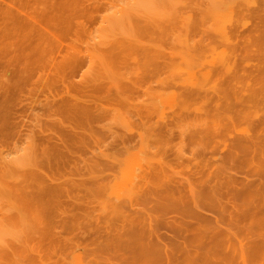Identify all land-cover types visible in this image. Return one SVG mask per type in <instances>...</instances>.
Instances as JSON below:
<instances>
[{
	"label": "bare ground",
	"instance_id": "1",
	"mask_svg": "<svg viewBox=\"0 0 264 264\" xmlns=\"http://www.w3.org/2000/svg\"><path fill=\"white\" fill-rule=\"evenodd\" d=\"M157 1L150 0L151 3L148 2L149 5L158 3L153 5L156 7L155 9H153L154 7L151 5L150 8L145 0H126L125 2L113 3L108 8L109 10L111 9L110 12L108 10L105 15H101L99 20L100 25L96 33L92 35L88 34L87 38L90 37V39L96 41L95 43L96 45L99 44L97 45L99 48H109V50L106 49V52L102 50L103 54L104 52L107 54L112 51V55H114L115 50H120L121 53V49L126 52H134V54L131 52V55L127 53L129 56H124L123 52L121 55L126 57L124 59L132 56V54L135 57L140 56L139 58L137 57V59L130 57L132 60H135V63H140L133 65H136L138 68L141 66L143 70L141 68L138 70L136 69L138 72H140V70L146 72L143 74L144 76H142L145 78L144 80L142 79L144 83L145 81L146 83L150 80H152L151 82L154 81V85H150L152 91L150 88H145L143 93L141 88L142 85L140 87L138 82H134L139 76L138 73H135L136 66L134 67V73L137 75V77H135L136 79L129 73L128 74L133 77H131V81L133 79V82L137 85L126 80L127 77H129L126 75L127 73H124L126 78L123 74L125 80H123L124 78L121 75L123 72L118 74V72L116 73L113 71V73H116V75L118 74V76H113L114 74L111 71L107 73L105 70L108 71L111 67L109 68L108 63L103 61L104 57L102 58L101 55H98V57L97 55L91 56L93 59H91L92 63L96 62L100 65L95 67H100L101 69H99L101 72L103 70L102 73L109 74L105 75L108 76L109 83H115L113 86L111 83L109 84L107 82L108 86H116L115 88H117L121 82L123 84L124 81H128L132 84H130V86H138V90L141 88L143 95L149 94L147 97L145 96L144 102L142 101L143 104L141 101L137 103L138 101L135 102L132 98L128 99L129 96L127 92H132V89L129 91L127 85L126 87L128 89H125L126 87L124 84V87L120 85V89L123 92H119L120 89L117 88L118 94L115 92L117 89L106 87L109 90L111 89V91L114 90L113 93L118 95L116 98L118 97L120 102L122 97V102H126L125 99H128L126 103H132L131 105L133 108H138L141 111L143 109L148 114L144 112L146 114L144 116L142 113L143 117L141 116L142 114H139L141 111L137 109L139 112L137 111L135 113L141 116V119L145 118L149 120L153 115V118L155 117L154 119H156L157 122L162 120L161 123L163 125L165 124V122H163L164 115L161 114L164 111L166 112V108H169L168 104L175 107L174 110H172V106L169 108V110L174 112V115L169 114L168 120H164L167 124H165L164 130L162 129L163 126H160L161 131L158 129L159 126H156L157 128L144 126L146 125V121H140V124L138 123L139 129L137 126L134 132L135 135L137 134V138L140 136L143 137H140V139L138 138V142L143 141L144 143L140 142L138 144L140 147L138 146L133 149V151L137 150L136 153L130 148H125V151L127 150L128 152L124 154L131 152L127 155L129 157L126 164L124 160L127 159H125L127 156L125 155L123 160L120 158L122 160L121 162L116 159L117 157H114L115 159L113 157L111 158L113 159L112 163H114L115 160L120 162V168L118 165L117 169L119 170L116 171L118 173L112 174V177L108 179L102 178V180L105 181H102L99 186L95 187L96 189H92L93 193H99L97 190L103 187L102 190L104 189V192H101V194L107 193V199L104 198L106 195L103 197L105 200L99 198L101 205L106 203L105 206H102V208L105 207V209H103L104 211H108L110 208L109 212H105L107 223L103 227L95 226L90 230H84L82 228L76 229V227L80 225L77 215H65V217L62 216V218L56 220V216L59 215L55 210L50 211L49 215L43 220L42 212L45 211V207H40L37 210L35 218H33L31 222L25 219L22 214L17 213L18 219L16 221H19L20 225L30 228V230L41 223L43 225L38 237L39 244L35 246L32 256L30 257L26 251L17 253L15 262L22 263L26 260H34L41 264H264V0ZM82 2L83 1L80 2V0H42V4L39 3L41 4V7H39L41 9V17L45 21L60 20L68 22L73 19L75 21V18L79 20L78 18L85 12L84 9L86 8L84 3V6L82 5ZM22 5V0H0L1 38L6 36L4 30L8 26H13L10 29L15 28L14 24L18 18L17 14L9 11L7 6L20 7ZM39 8L37 9L40 11ZM85 15H88V13H85ZM77 16L79 17L77 18ZM81 22L79 21V23ZM41 35L44 36V34H39V37ZM98 51L100 50L98 49ZM117 52L119 51H116V53ZM98 58H100V60ZM104 67L107 68L104 70ZM149 69L150 71L152 69V71L150 72ZM144 70H148L150 73L154 72V70L156 71L153 75ZM98 72H96V75ZM99 74V77L104 75L101 73ZM119 75H121V79ZM141 75L142 72L140 73V76ZM147 76L148 78H146ZM142 77H140V79ZM113 78H116V80L118 78V82H115ZM128 79L130 80V78ZM93 80H95V78ZM93 80H89L87 85H93L95 83L92 82ZM157 81L158 87L155 85ZM90 82L93 84L90 85ZM94 85L95 86H91V88L94 87L95 89V87L98 86L96 83ZM101 87L102 86H100V88ZM161 87H163L162 90H154ZM98 88L96 87V89ZM168 89H170V91ZM164 90L166 92H164ZM153 91H155L156 94H154L155 92ZM145 92L150 93L145 94ZM122 93L124 96H122ZM119 95L121 97H119ZM125 96L128 98H125ZM146 98H148V100H146ZM75 101H71L72 103L74 102L73 104L71 102L67 103V105L72 104L68 106L73 114L77 116L81 115V117L85 115V118L86 116H94L95 110L93 108L94 111L90 108V111L86 109L87 104H85L84 100H80L81 102L83 101L82 103L78 100V102ZM145 101L148 103L145 104ZM83 103L85 104L84 107L81 106ZM141 103L143 105H141ZM148 104L151 105L152 108H150ZM165 105L167 106L164 107ZM141 106L144 107L142 108ZM159 107L162 111H158ZM111 108L109 107V109L113 111V114L110 113L111 117L118 114L116 115L117 117L122 116V120H118L120 123H123V127L125 126L128 128L130 125L132 126L128 121L129 115L126 112L124 113V111L122 112L120 109L115 112V109L113 110V107ZM156 108L157 110H155ZM109 109L107 110L110 111ZM107 110L103 111V115L99 112L100 115L104 116L107 112L105 114L107 116ZM134 110L136 111V109ZM147 111L150 112V114ZM117 112H121V115ZM123 113L127 116H124ZM160 116H162V118ZM92 117L90 119H92ZM169 119L176 121L172 122V124ZM142 122L144 125H141ZM126 123H128L129 126ZM174 125H178L180 130L177 129L178 126L176 127ZM131 126L127 130L131 129ZM140 126L144 127V129ZM173 127L177 129V131L179 130V132L181 131V133H183V135L180 133V137L188 138L194 146L199 145L200 140L203 138L211 139V137H208L210 135L213 136L216 134L214 135L215 137H217L218 133H223L221 137L226 133L232 135L231 138L229 136L230 139L228 136L225 137L228 138L227 140H229V142L225 144L228 150L226 147L224 158L220 156L217 157V159L219 158L218 160L215 159L216 161L207 160L203 162V160H199L198 156L196 157L198 161L193 169V176L195 175L193 178L194 180L192 179L193 183H189L192 182L190 179H187V182L189 181L188 185L191 184L189 185L190 187L188 185L185 186V184H187L186 180H184L185 184L183 183L185 192L190 188L189 193H191L190 195L192 197L189 196L188 192H186L188 195L182 192L184 188L182 191L179 190L185 195L183 199L184 202L182 200L184 196H181L178 192L177 195L181 197H177L174 191L172 192L176 180L170 178L172 179V181H170L169 178H166L170 177L167 172L169 173L171 164L166 158L160 159L166 148L164 149L163 147L164 142H162V144L160 143L162 140H160L159 133L162 132V130L166 132L168 129L172 131ZM140 128L142 131L147 129L146 132L148 134L151 133V136H154L155 133L158 132L156 136L158 135L157 139L159 138V140L156 141V136H152L153 139L150 137L152 140L149 141L150 135L147 136L145 134L146 132H142ZM129 131H133V129ZM200 135H202L203 138L201 137L199 140ZM190 137L192 139H190ZM192 140H195V143ZM145 141H147V143H145ZM196 142L199 143L197 144ZM157 143L160 144L159 147L162 145L157 149V151L159 150L158 153L161 155L156 152V148H158ZM149 144L151 149L147 148ZM152 144L157 147H152ZM152 148H154V150H152ZM140 149H142L141 151L144 150V154L139 151ZM146 149H149V151H145ZM160 149L162 150L160 151ZM150 150L154 153L153 155ZM211 150L212 154H214V150ZM146 152L150 153L147 154ZM163 159L167 162L162 161ZM8 162L20 166L31 165L28 161L19 163L18 161L9 160ZM229 164L236 167L231 166V168H229ZM226 168L230 170L229 173H227L228 170L226 171ZM233 169L236 170L233 172ZM224 170L226 172H224ZM235 172H239L238 174L240 176L235 174ZM221 173H225L226 176L220 175ZM226 173L228 176L229 174H233L232 177L235 175L239 177H233V179L235 178L236 180L229 179L231 175L228 178ZM113 175H115L116 178L113 177ZM220 177H224L226 180ZM219 178L221 181L223 180L224 183L219 181ZM94 181L93 184L95 183ZM104 182L107 183L105 184ZM166 182L169 183L167 184ZM234 183H237V187L234 186L237 188L236 190L233 187ZM170 184L173 186L171 187ZM230 184L232 185L231 187ZM105 185L107 186L105 187ZM166 185L170 186V188H167ZM35 186L40 195L49 202L52 207L60 204L57 198L66 192V190L58 188L47 189L38 182L35 183ZM165 186L169 190L164 188ZM221 186L222 188L225 187V191L226 187L229 186L228 189L230 188V191L227 190L226 192L229 191L230 195L228 193L226 194L230 197H232L231 193L234 192L232 202L230 200L231 203H229V199L226 196L228 200V202H226L230 204L229 206L228 204L224 205L225 203L223 204L220 202L221 197L219 191L222 190L220 188ZM0 187L4 190L9 189L8 185L1 182ZM187 187L188 189H186ZM232 187L233 189H231ZM81 188L90 190L86 186H81ZM19 190L20 188H17L16 192ZM102 190L100 189V191ZM231 190L235 191L231 192ZM165 191H170L172 194L169 192V196H167L165 195L167 194ZM218 192L219 194L217 195ZM173 193L175 195H173ZM153 194H155V197H152ZM170 195L174 196L169 199V201L174 200L172 201L173 206L176 204L178 207L180 204L181 208L185 206L184 208L187 209L196 206L198 209L201 208L204 212L207 208L204 209L205 207H202V205L204 206L212 202V204H215L213 207L216 208V210H213L214 208L211 207L212 205L210 204L211 206L207 205L208 208L210 207V209L207 210L211 212L206 210L207 212L205 213H197L196 211L190 213V210L189 213L186 212L188 215L190 214V216H188L186 213L180 211L182 215L184 214L186 219H189L187 220V224L186 219L183 221L184 217L181 213L177 215L176 211L173 210L175 213H173L174 218L177 216L179 218L180 215L182 216V220H180L181 218H177V221L174 219L181 225L179 226L180 229L177 226L178 224H175L174 220H169L168 223H164L170 227V229H168V227L165 229L166 226L164 225V227L163 224L160 223L164 217L162 216L163 212L165 214L167 210L165 211V208H163V211L160 210V208L162 209V207H165L167 202L164 203L165 201H161V199L166 200L164 198H169ZM186 195L191 201L195 200L193 201L196 202L195 205H193L194 203L192 207L185 205L187 201H190H186ZM199 196L202 199H198ZM218 196L220 199L216 198ZM106 200H109L110 203L106 202ZM153 200L158 203L163 202V204H161L163 206L160 207L161 205H158L156 202L154 203ZM149 201L153 202L150 203ZM175 201L178 204L175 203ZM200 201L201 204L203 202L204 204H200L201 207L199 208L196 204ZM148 202L149 205L147 207L145 203L148 204ZM180 202L183 203V206H181L182 203ZM138 203L141 206H137ZM153 203L160 208L158 209L157 206H151V208H149L150 204ZM131 205L138 207V209ZM128 206L137 211L125 212L126 208L128 210ZM139 207H142V210L144 207V211H140L141 208L139 209ZM154 207L155 214H153V210L150 211L152 208L154 209ZM168 207L170 208L171 206L168 204ZM147 208L153 215L148 213V210L146 211ZM156 208L158 212L159 210L162 211L160 213L161 215L156 211ZM166 213L172 212L167 211ZM185 214L187 216H185ZM4 216L8 215L5 214ZM154 217L155 219H159L158 221L156 220V224H152V221L155 220L153 219ZM178 220H180V222L182 221V224L186 226H182ZM170 221L174 222L172 226H169ZM174 225L178 227L176 234L178 239L173 240L178 242L171 241L173 236L170 235L176 232L175 230L172 232L173 229H175L173 228ZM160 227H164L165 229L161 230L162 233L159 232L161 229ZM68 229L69 231H67ZM170 230L172 232H170L171 234L168 232ZM178 230L179 232L181 231V234ZM86 231H89V237L84 236ZM65 232H69L73 234V236H64ZM160 234L161 236H169L171 240L163 236L161 240L160 238L162 237H159ZM2 235L3 234L0 235V262L2 259H5L4 257L8 256ZM6 235H9L10 238H17V234L13 232L4 234V237ZM164 239L170 240V242L165 240L167 243H163ZM179 239H181V241H179ZM11 262H13V259Z\"/></svg>",
	"mask_w": 264,
	"mask_h": 264
},
{
	"label": "rangeland",
	"instance_id": "2",
	"mask_svg": "<svg viewBox=\"0 0 264 264\" xmlns=\"http://www.w3.org/2000/svg\"><path fill=\"white\" fill-rule=\"evenodd\" d=\"M81 1H83L82 5L84 6L85 4V7H86L84 9L85 12L82 13V15L83 14L85 15V13L86 14L88 13V15H85V18H84V15L83 17L82 15H80V17L77 16V18L79 17L78 18L79 20L75 18V21H77L78 23L75 22L74 19L68 22H64L60 20H55V21L43 20L41 17V13H40L41 9L39 8L41 7L42 0H22L23 5L20 7L19 6H13V7L7 6L8 10L11 11L12 13L17 14L18 18L14 24L15 30L10 29L11 27H13L12 25H10L4 30V32L6 33V36L2 38L0 37V182L8 185L9 187L8 190H4L2 189V187H0V235L3 234L2 239L5 244L6 251L8 253V256L4 257L5 259H2L0 264H41L34 260L33 261L26 260L22 263L15 262V259L17 258V253H20V252L23 253V251L24 252L26 251V253H28L30 257L32 256L35 246L39 244L38 237L40 235L42 225H43L41 223L38 226L30 230V228L24 227L23 225H20L19 221H16L18 219L16 215L17 213L22 214L25 219L31 222L33 218H35V214L37 210L40 207L41 208L45 207V211L42 212L43 220L45 219L46 216L49 215L50 211L55 210V212L59 215V216H56L55 218L56 220H59L60 218H62V216L65 217V215H77V217L79 218L80 225H78L76 229L82 228L84 230H90L92 227L94 228L95 226L103 227L107 223L105 212H109L110 208L108 207L109 208L108 211H104L103 209H105V207L102 208V206L103 205L105 206L106 203L103 204L105 202L104 201L102 203L103 205H101L99 198L107 199V195H106L107 193L105 192V194L104 193L103 195L101 194V192H104L103 191L104 189L102 190L103 187L100 188L102 191H100V189L97 190V192L99 191V193H93L92 189L93 188L96 189L95 187L99 186L102 181H105V180H102V178L108 179L112 177L111 176L112 174L118 173L116 172L119 170L117 169V167L119 165V168H120L119 163L123 160L124 155L127 156L128 154L131 153L130 152L128 154H124L128 152L127 150L125 151V148H130L133 151V149L139 146L138 144L140 142L144 143L143 141L138 142V138L140 139V137L142 136L137 138V134L135 135V132H134V129L138 126V123L140 121H144V122L146 121L145 123L146 125H144L143 122L141 123V125L143 124L144 126H149V127L152 126V128L159 126L158 129L159 131H161L160 126H163V128L162 127L161 128L164 130L165 128L164 126L165 124H167V122L164 120L169 118L170 115H174V112L169 110V108H171L170 106H172L173 108L172 110H174L175 107H173V105L171 104H168L169 108H166L167 110L163 109V110H166V112L164 111L163 112L164 114L161 112L162 113L161 115H164L163 117V122H165L164 125L161 123L162 120L161 121L159 120V122H157L156 119H154L155 117L153 118V115H152L153 110L151 114L152 118H150L149 120L145 118L141 119L140 117L143 116V114L144 116L147 114L142 109L144 106H141L142 107L141 109L143 111L142 112L138 108H133V106L131 105L132 103H126V102L128 99H131V98L132 100L134 99L135 102L138 101L137 103H139V101L144 102L145 96L147 97V95L149 94L143 95L142 92L144 91L145 88L151 89L150 85H154L153 83L154 81L151 82L152 80H150L149 82L151 83L149 82L146 83V81L144 83L143 80L145 78H143L142 76H144L143 74L146 72H143L141 70L140 72L137 71L139 68H141L140 65H139L140 66L139 68L135 65L137 67L135 68V73H138L139 76L137 77V75H135L134 73L135 66L133 64H140V63L139 62L135 63V60H132V58L137 59L138 56L135 57L133 55L134 52L132 51L126 52L124 50L126 53L125 54L123 49L121 50L124 56H129V54L132 52L133 54L132 56H130L132 58L127 57V59H124L126 57L121 55L122 52L120 53V50H115V52L113 51L116 55L114 53H113L114 55H112V51L110 52L108 51L109 53H107L108 54L107 55L105 54V52L107 51L106 49L109 50V48L107 47L99 48L97 46L99 44L96 45L95 43L96 41H93L92 39H90L89 36H88L89 38H87L88 34L92 35L96 33V30L98 29L100 25L99 20L101 18V15L103 16L105 15V13H107L110 5H112L115 2H125L126 0H80V2ZM145 1L147 4L148 2H150V0L149 1L145 0ZM37 4H39L40 6ZM156 4L154 3L150 5L154 7L153 5H156ZM150 5L149 7L151 8ZM37 8H39L40 11ZM155 8L156 7H154L153 9ZM79 21L80 22L83 21V22L79 23ZM39 34H44V36L41 35L39 37ZM97 48L101 52L98 51ZM102 50L105 51L104 54ZM116 51H119L117 52L119 54H117ZM127 53L129 54L127 55ZM94 55H97V57L98 55H101L102 58L104 57V60L103 59L102 60L108 63L109 68L111 67L113 69L112 70L110 68L111 70L108 69L107 71L105 69L108 66L106 68L104 67V70L107 73H109V71H111L112 73L113 71H115L116 73L118 72V74L123 72L121 74L123 78L125 76L124 73H127L126 75H128L129 77H127L126 80L132 82V84H136L134 82H138V85L140 87L142 85L141 87L142 92H141V88H139L138 90V86L137 87L130 86L131 84L130 82L127 81L128 82L127 83L126 81H124L123 84L125 85V87L127 85V87L129 88V91L132 89V92L128 93L127 92L128 90H127L126 92L129 98L126 97L127 95L125 93L126 95L125 98H128V99L127 100L125 99L126 102H122L123 101V97H122L121 99L122 103H121L119 101L120 99L118 97L116 98V96H118L117 94L122 91L120 89V85L122 87H124V85L122 84V82L120 85H118L119 87L117 88L120 89L119 92H118V89L115 88L116 86L113 87L114 86L113 84L115 83L112 84L110 82L111 85L113 86L112 87L111 85L108 86L107 85V82L109 83L108 76H105L107 73H102L103 70L101 72L100 67H99L100 69L98 67H95V66H100L98 65V63L95 62L97 60L94 61L97 65L95 63H92L93 59L91 56H94ZM98 59L100 60V58ZM98 62H101V61H98ZM144 71L148 72V70H144ZM155 71L156 70H154V72ZM96 72H98V74L101 73L102 75L103 74L104 75L99 77L98 74L96 75ZM141 72H142V75L140 76ZM150 72L148 73L154 75V72L152 73ZM116 73L115 74L113 73L114 74L113 76H115ZM128 73L132 75L134 78L137 77V79L135 78L136 80H134V82H133V79L131 81L132 76H130ZM118 74L116 76H118ZM121 75H119L120 79H121ZM140 77L142 78L140 79ZM94 78L95 80H93ZM125 78L123 80H125ZM128 78H130V80ZM146 78H148V76ZM89 80L90 81L93 80L92 82L93 83L95 82L96 85L99 86V88L98 86H96L98 89H96L95 87L96 90L94 89V87L91 88V86H95L94 85L95 83L93 84L92 82H90V85L91 84L93 85L91 86L87 85ZM113 80L116 82L119 79L117 78L116 80V78L115 79L113 78ZM157 84H158V81L156 82L155 85L157 86ZM100 86H102L101 87L102 89L100 88ZM106 87L111 88V89L112 88L117 89V91H115L117 92V94L113 93L114 90L111 91V89L109 90ZM127 87L125 89H128ZM162 88L163 87L154 89V90L159 91V89L162 90ZM125 89H124V92H125ZM168 90L170 91V89ZM164 92L166 91L164 90ZM146 93H150V92H145V94ZM154 94H156V92ZM120 95L119 97H121ZM122 96H124V94ZM72 100L74 101L84 100L85 104H87L86 109L89 110L90 108L92 111L95 110L94 116L92 117L90 115L92 119H90L91 117H87V116L85 118V115L84 117H81V115L77 116L73 114L72 110L68 106V105L71 106L74 103V102L73 103L71 102ZM146 100H148V98H146ZM69 102H71L72 104L67 105V103ZM142 103L141 105L144 104ZM147 103L148 102L145 101V104ZM85 104L83 103L81 106L84 107ZM149 106L150 108H152L151 105ZM166 106L167 105H165L164 107ZM109 107L110 108L113 107V110L115 109V112L118 109H120L122 112L124 111V113L126 112L130 117V118L128 117L129 119L128 121L132 124V126L131 125L130 126H131V129H133V131H129L131 129L127 130L130 127L128 123H126L129 126V127L127 126L128 128H126L125 126L123 127L122 125L123 123H120V121L122 120L121 118L122 116L117 117L116 115L118 114H115L114 115L115 118L111 117V114H113V111L111 110L112 108L109 109ZM105 108L109 109L110 111H108ZM159 108H158V111L159 110L162 111L161 108L160 109ZM104 109L108 111L109 116L105 115L107 112L106 113L104 112L105 113L104 116L100 115L99 112H101V114L103 115V111H105ZM134 109H136V111ZM137 109L141 111L139 114L143 113L141 116L135 113L138 111ZM155 110H157V108ZM92 113H89V114H92ZM117 113L120 114L121 112H117ZM148 113L150 114V112ZM124 116H127V115L124 114ZM160 117L162 118V116ZM172 119L171 120L169 119L171 123L176 121ZM174 126L177 127L178 125H174ZM142 128L144 129V127ZM138 129H139V126H138ZM170 129L166 130V132L162 130V132L159 133L160 140H162L160 141V143L162 144V142H164L163 147L164 149L166 148V150L164 151V154L162 153L163 155L161 156L160 159L166 158V160H168L169 163L171 164L170 168L167 166L170 169V170L168 169L169 173L167 172V174H169L170 177H166V178H169V179L172 178L173 180H176V182L174 181L176 188L175 186L170 184L171 187L173 186V190L172 188L171 190L172 192L174 191L177 197L180 196V195L179 196L177 195L178 192L179 194H181V196H184L182 198L183 200L185 198V195H183L180 191H182L184 188V191H182L184 193L185 186L188 185V182H189V181L187 182V179L188 180L190 179V181H192V179L195 176V175L193 176L194 174L193 169L198 161L196 157L198 156L199 160H203V162H206L207 160H215L217 159V157H220V156L224 158L225 157L224 154L226 153L225 151L227 147V145L225 147V144L226 143L228 144L229 140L227 139L229 138V136L231 138L232 135L226 133L227 135L224 134L225 136L223 135V137H221L223 133L222 134L218 133L217 137L214 136L216 134H214L213 136L212 135L208 136V137H211V139L203 138L202 135H200L199 140L201 139V137L203 139L200 140V143L198 142L199 145L194 146L191 140H189L186 137L183 138L182 136L181 137L179 136L181 133V131L179 132L180 130L179 126L177 127V129H179L178 131L177 129H174V127L172 131H170ZM140 130L142 131L141 128ZM146 130L142 132H146ZM156 133L154 136H156ZM145 134L147 136L150 135L148 139L149 141H151L154 137L153 135H152L153 137L151 136V133L148 134L146 132ZM181 135H183V133H181ZM157 136L155 139H157ZM226 136H228V138H225ZM150 137H152V139ZM190 139L192 138L190 137ZM158 140L159 138L156 141ZM195 140L194 141L192 140V141L195 143ZM147 141H145V143H147ZM150 144L147 147L149 149H151ZM153 144H152V147L155 146L156 148L157 146L156 145L153 146ZM164 144L166 147L164 146ZM157 145H158V148H156V152L158 153L159 150L157 151V149H159L162 145L160 147H159L160 144L157 143ZM149 149H146L145 151L147 150L149 151ZM211 149L214 150L215 152L214 154H212ZM141 150L142 149H140L139 151ZM152 150H154V148H152ZM161 150L162 149H160V151ZM227 150H228V147H227ZM136 151H133V152L136 153ZM143 151H141L142 154H144ZM150 152L152 153V155L154 154L151 150ZM150 152L148 153L146 152V153L149 154ZM112 157L113 158L117 157L116 159H118V161L120 162L115 160L116 162L114 161V163H112L113 161V159H111ZM128 157L129 156L125 157V159L127 158L126 160H124L126 161L125 164L128 161ZM120 158H122V160ZM9 160L18 161L19 163L23 161H28L31 165L30 166H20V165L10 164V162H8ZM162 161L167 162L164 159ZM231 166L233 165H230L229 168H231ZM233 167H236V166H233ZM236 169H233V172ZM227 170L228 169L226 168V171ZM226 171L224 170V172ZM229 172L230 170H228L227 173ZM238 173L239 172L237 173L235 172V174H238ZM220 175L224 177L226 176L225 173H221ZM230 175L232 177L233 174H229V176ZM238 175H235V176L238 178L240 176ZM229 176L227 174L228 178ZM113 177H115V175H113ZM224 177H220V178L223 179ZM231 177L229 179H233V177L232 178ZM220 178H219V181H221ZM172 179H170V181H172ZM184 180H186L187 184L184 183ZM224 180L226 179L224 178ZM233 180H236V179L234 178ZM93 181L95 182L94 184H93ZM179 181H182V182H179ZM36 182L40 183L41 186L47 189L58 188V189L66 190V192H64L62 196L57 198L59 199L60 204L54 205L52 207L51 204L47 202L38 192V189L35 186ZM221 182L224 183L223 180ZM183 183L185 184V186ZM189 183L192 184L193 181ZM234 184H233V187L234 186L237 187L236 185L237 183L235 185ZM81 186H86L90 190H85V188H81ZM106 186L107 185H105V187ZM166 186L167 188L168 187L170 188V186L168 185ZM166 186L164 188H166ZM231 186L232 185L230 184V187ZM228 187H226V191L227 190L230 191V188L228 189ZM233 187L231 189H233ZM17 188H20L18 192H16ZM220 188L222 189L221 191H219L220 197H221L220 202L223 204L225 203L224 205H227L228 204L227 203L228 200L226 199V196H227V198L229 199V203H231L233 199V193H234L233 191H235L237 188L234 187L235 190H231V192H233L231 193L232 197L228 196L230 192L229 191L226 192L224 189L225 187L222 188L221 186ZM186 189H188V187ZM21 190H22V193H21ZM189 190H186V192L189 193ZM217 190H220V189H217ZM165 192H167V194L165 195L169 196L168 194L170 191L169 192L165 191ZM172 192L170 193L172 194ZM186 192L184 194L188 195V193ZM219 192L217 193V195L219 194ZM174 193L173 195H175ZM190 194L191 193H189V196H191ZM105 195L106 197H104ZM154 195L155 194H153L152 197ZM173 195H170L169 198L165 197L164 199L166 200L161 199V201H165L164 203L167 202L166 203L167 208H166V205L165 207H162L163 205L161 204H163V202L158 203L154 200H153L154 203L156 202L158 203V205H161L160 207H162V209L158 205H155L154 203H153L154 205L150 204V207H149L151 208V206H157V208L158 209L160 208V210H163V208H165V211L167 210L168 212L170 211L172 212L168 214L166 213L167 211L165 212V214L163 212L164 215L162 214V216H164L163 217L164 222L161 216L162 220L160 224H163V226L165 225L166 226V227L164 226L165 229H167L168 226L164 223H168L169 220H174V219L176 220L178 218V216L174 218L175 213L173 210L176 211L177 215H179L181 212L189 213L190 210H191L190 213L195 212V211L197 213L198 212L205 213L207 211L211 212L210 210H207V209H210V207L208 208L207 205L209 206L212 205L211 207L215 205V204H212L211 202V203L205 204L206 206L205 205L203 206L202 205L204 204L203 202L204 199H203L202 204H201V201L198 203L199 205L196 204L199 208L201 207V205L202 207H205L204 209L207 208L206 209L207 211L204 210L203 212L201 208L198 209L196 206H193L196 203V202H193L195 200L191 201L189 197H187L186 195V201L190 200L192 203L190 201H187V204L185 203V205L189 207L193 206V208L188 207L189 209H187V208H184L185 207L184 206L183 207L184 209H183L180 207V204L178 207L176 206V204H174L176 207L173 206L172 201L174 200L169 201V199H171ZM220 197L218 196L216 198L220 199ZM198 199H202V198H200L199 196ZM106 202L110 203L109 200H106ZM149 202L148 204L145 203L147 207L149 205ZM177 202L175 201V203ZM205 202H206V199H205ZM168 204L169 206H171L170 208L168 207ZM229 205L230 204H228V206ZM137 206H141V205L138 203ZM181 206H183V203L181 204ZM128 207L130 208V206ZM132 207L130 209L128 208V210L126 208L125 212L137 211V210H134ZM134 208L138 209V207H134ZM157 208H156V211L158 212ZM168 208L169 210L170 209L171 210L169 211ZM139 209L141 211L142 207H139ZM226 209H227V206H226ZM147 210L148 208L146 209V211ZM154 210H155V207L154 209L152 208L150 211H152L153 214H155ZM160 210L158 212L159 215H161L160 213L162 212ZM213 210H216V208H214ZM142 211H144V207ZM147 212L150 213L149 210ZM5 214H7L8 216H4ZM186 214L185 216L188 215ZM206 214H209V213H206ZM180 216L178 219L181 218L180 220H182V216L184 217V214L181 217ZM188 216H190V214ZM153 219H155V217ZM184 219L186 218L184 217L183 221H185ZM156 220L158 221L159 219L156 218L154 220L155 222L152 221L153 222L152 224H156ZM175 220H174L175 224L177 223L178 225L177 224L176 225L178 227L181 226L179 225L178 222H176L177 220L176 221ZM180 220L178 221L180 222ZM187 220L189 219L188 218L186 219V224H187ZM170 222H169V226H172V223L174 222L172 221ZM180 223L182 224L183 222L181 221ZM176 225L173 226V228L175 229L171 228L173 229L172 232H174V230L176 231L175 233H172L170 230L168 231L169 233L170 232L172 233V234L170 233L171 234L170 235L167 232L170 236H173L172 240L171 238H169V236L168 237L166 235L165 236L162 235V236L164 238L167 237L166 239L169 238L172 242L174 240H177L178 236H176V234H177L178 227ZM183 225L185 224H182V226ZM164 227L163 228L160 227L161 229L160 228H157V229H160L159 232L162 233L161 230H163ZM168 229H170V227H168ZM67 231H69V229ZM11 232L16 233L17 238L15 239L10 238L9 235H6L4 237V234L11 233ZM75 232H78V231H75ZM173 234L175 235L176 238L174 237ZM64 236L71 237L73 236V234L69 232H65ZM84 236L89 237L90 236L89 231H86L84 233ZM162 236L161 234L159 235V237H162ZM163 237L160 239L162 240ZM166 239L163 240L164 241L163 243H167L166 241L170 242V240H166ZM179 241H181V239H179ZM174 242H178V241H174ZM12 259H13V262H11Z\"/></svg>",
	"mask_w": 264,
	"mask_h": 264
}]
</instances>
